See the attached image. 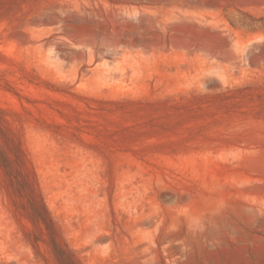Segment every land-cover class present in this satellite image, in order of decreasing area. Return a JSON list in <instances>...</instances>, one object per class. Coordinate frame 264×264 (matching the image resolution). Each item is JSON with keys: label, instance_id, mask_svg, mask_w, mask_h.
Wrapping results in <instances>:
<instances>
[{"label": "rangeland", "instance_id": "rangeland-1", "mask_svg": "<svg viewBox=\"0 0 264 264\" xmlns=\"http://www.w3.org/2000/svg\"><path fill=\"white\" fill-rule=\"evenodd\" d=\"M0 144V264H264V0H0Z\"/></svg>", "mask_w": 264, "mask_h": 264}, {"label": "trees", "instance_id": "trees-1", "mask_svg": "<svg viewBox=\"0 0 264 264\" xmlns=\"http://www.w3.org/2000/svg\"><path fill=\"white\" fill-rule=\"evenodd\" d=\"M0 157L2 160H0V166L7 168L10 163V158L8 155L4 152L3 147L0 144ZM36 204L33 212H32V219L34 222L37 223H44L48 225V222H51V218L49 216V213L47 211V208L40 200H35L34 205ZM55 252L62 257V259L65 260H72L70 254L59 244V242L54 241L53 242Z\"/></svg>", "mask_w": 264, "mask_h": 264}]
</instances>
